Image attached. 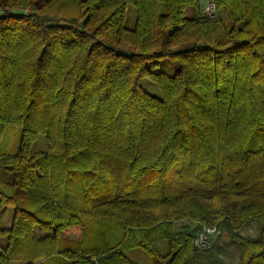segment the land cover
Returning <instances> with one entry per match:
<instances>
[{
  "label": "trees",
  "instance_id": "16d2710c",
  "mask_svg": "<svg viewBox=\"0 0 264 264\" xmlns=\"http://www.w3.org/2000/svg\"><path fill=\"white\" fill-rule=\"evenodd\" d=\"M201 1L0 0V264H264V0Z\"/></svg>",
  "mask_w": 264,
  "mask_h": 264
},
{
  "label": "rangeland",
  "instance_id": "374dc122",
  "mask_svg": "<svg viewBox=\"0 0 264 264\" xmlns=\"http://www.w3.org/2000/svg\"><path fill=\"white\" fill-rule=\"evenodd\" d=\"M200 3H201V5H200L198 11L207 13V8H208L209 2H207L206 0H202ZM216 11H217V8H216ZM185 15L190 17L191 16V9H187ZM136 19H137L136 8L132 5L128 6L127 12H126L125 26L127 28H130V30L133 29L135 27V24H136ZM141 84H143L142 86L146 90H148L151 94H153L157 97L161 96L160 87L158 86L157 83H155L151 79L144 78L142 80ZM46 148H47L46 138H45V136L41 135L39 137V139L37 140V142L34 144L33 150H35V151L42 150L43 151V149H46ZM7 211H9V210H7ZM10 213H11V216H9V214H7L3 217L0 214V223L3 220V221H6L8 223V225H10L11 224V218H12V212H10ZM8 217H9V219H8ZM261 227H262L261 223L258 221H255L250 226L244 228L241 231V233L245 236L256 237L260 233ZM77 236H78L77 233H71L70 234V237L72 239H76ZM135 253L131 254V257L134 258L135 260H139ZM223 257L225 258V260L229 264H235V262L236 261L238 262V259H239V251L237 248L235 249L233 246H227L226 245L225 249H224ZM142 262H144V260H142ZM35 263H38V262H35ZM15 264H27V263H22L20 261V262H16Z\"/></svg>",
  "mask_w": 264,
  "mask_h": 264
},
{
  "label": "built area",
  "instance_id": "2783aa9c",
  "mask_svg": "<svg viewBox=\"0 0 264 264\" xmlns=\"http://www.w3.org/2000/svg\"><path fill=\"white\" fill-rule=\"evenodd\" d=\"M208 3L207 14L214 17L216 11V3L214 0H206ZM221 231L218 227H207L202 226L196 233L195 246L199 249H207L209 246L210 237H217Z\"/></svg>",
  "mask_w": 264,
  "mask_h": 264
}]
</instances>
